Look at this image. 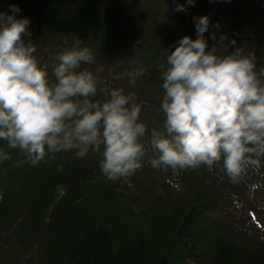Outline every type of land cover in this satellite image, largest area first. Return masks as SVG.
Wrapping results in <instances>:
<instances>
[{"label":"trees","instance_id":"trees-1","mask_svg":"<svg viewBox=\"0 0 264 264\" xmlns=\"http://www.w3.org/2000/svg\"><path fill=\"white\" fill-rule=\"evenodd\" d=\"M176 4L0 0V12L12 15L9 5H16L17 18L31 21L26 39L50 75L65 36L69 45L73 36L84 41L104 67L101 78L144 103L140 120L151 129L164 120L157 60L183 37L197 38L194 18L209 17V48L225 35L228 52L235 50L234 39L264 66V0H194L182 4L185 11H176ZM133 59L148 71L130 88L126 77H115ZM96 65L82 67L95 71ZM11 155L0 164V264H264V176L233 183L204 166L174 176L145 163L112 182L96 153L84 159L61 153L36 167H15L19 157Z\"/></svg>","mask_w":264,"mask_h":264},{"label":"clouds","instance_id":"clouds-1","mask_svg":"<svg viewBox=\"0 0 264 264\" xmlns=\"http://www.w3.org/2000/svg\"><path fill=\"white\" fill-rule=\"evenodd\" d=\"M9 8L12 15L0 12V164L11 161L13 151L19 157L15 167L50 164L61 153L84 159L92 152L112 182L145 163L174 176L204 166L233 183L250 174L264 176V66L234 39L235 50L228 52L225 35L209 48L208 16L194 18L195 40L185 36L174 50L161 51L156 69L164 120L149 129L140 120L144 103L101 78L104 67L96 65L90 46L75 36L69 45L65 36L50 75L26 39L31 21L17 18L18 6ZM176 11L185 8L178 5ZM209 38L216 40L215 32ZM85 65H96L95 71ZM147 71L133 59L115 79L126 77L134 88Z\"/></svg>","mask_w":264,"mask_h":264},{"label":"rangeland","instance_id":"rangeland-1","mask_svg":"<svg viewBox=\"0 0 264 264\" xmlns=\"http://www.w3.org/2000/svg\"><path fill=\"white\" fill-rule=\"evenodd\" d=\"M173 2L175 1V4L176 5H182V4H186L188 2V0H172Z\"/></svg>","mask_w":264,"mask_h":264}]
</instances>
